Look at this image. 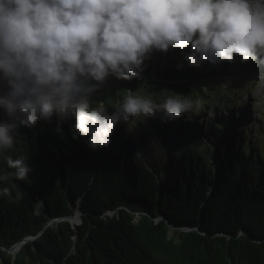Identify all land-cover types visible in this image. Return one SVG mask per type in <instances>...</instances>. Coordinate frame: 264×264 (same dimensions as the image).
Wrapping results in <instances>:
<instances>
[{"label":"trees","instance_id":"trees-1","mask_svg":"<svg viewBox=\"0 0 264 264\" xmlns=\"http://www.w3.org/2000/svg\"><path fill=\"white\" fill-rule=\"evenodd\" d=\"M237 57L190 67L179 49L156 51L141 78L109 77L92 103L110 113L129 92L199 98L203 108L118 123L104 148L74 137V119L62 132L55 115L21 125L0 174L7 155L28 156L33 171L0 181L16 185L12 200L0 197V264H264V120L241 100L253 81L223 79L258 60Z\"/></svg>","mask_w":264,"mask_h":264},{"label":"clouds","instance_id":"clouds-1","mask_svg":"<svg viewBox=\"0 0 264 264\" xmlns=\"http://www.w3.org/2000/svg\"><path fill=\"white\" fill-rule=\"evenodd\" d=\"M170 49L190 67L236 56L264 64V0H0V109L8 118L0 121V154L14 149L21 125L54 115L56 131L74 119V137L97 150L111 144L118 123L199 113L202 100L179 95L158 103L129 92L111 113L92 103L109 77L141 78L152 53ZM28 159L7 155L0 181L29 180ZM15 187L0 188V197L12 200Z\"/></svg>","mask_w":264,"mask_h":264},{"label":"rangeland","instance_id":"rangeland-1","mask_svg":"<svg viewBox=\"0 0 264 264\" xmlns=\"http://www.w3.org/2000/svg\"><path fill=\"white\" fill-rule=\"evenodd\" d=\"M259 64L262 63H260L259 61L258 65ZM262 66H264V64H262ZM255 68L256 66L254 68L246 69L247 71L244 70L242 72H238L235 74L232 73L233 75L225 76L223 79H227L229 77L228 80L225 81L226 85H235V83L240 82L241 80L237 78L247 79L248 80L247 84H250L249 82L253 81L251 89L245 91L241 100H246V102L249 101L248 103L251 104L256 114L255 115L256 120H259V118H261V120H264V74H262L264 73V68L262 71H260L261 73H255V72L253 73L252 71ZM260 69L261 68H258V70ZM255 79L256 82L254 81ZM77 222L81 223L82 222L81 218H78Z\"/></svg>","mask_w":264,"mask_h":264},{"label":"water","instance_id":"water-1","mask_svg":"<svg viewBox=\"0 0 264 264\" xmlns=\"http://www.w3.org/2000/svg\"><path fill=\"white\" fill-rule=\"evenodd\" d=\"M110 212H111V211H110ZM80 215H81V213H77L76 215H73V216H70V217H69L70 221H71L72 223H74L75 226L79 223V222L75 221V218H80ZM16 247H17V246L13 247V248L11 249V251H14V250L16 249Z\"/></svg>","mask_w":264,"mask_h":264},{"label":"bare ground","instance_id":"bare-ground-1","mask_svg":"<svg viewBox=\"0 0 264 264\" xmlns=\"http://www.w3.org/2000/svg\"><path fill=\"white\" fill-rule=\"evenodd\" d=\"M75 221H78V218H75Z\"/></svg>","mask_w":264,"mask_h":264}]
</instances>
